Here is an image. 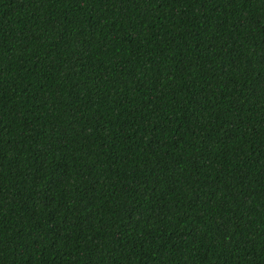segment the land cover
I'll use <instances>...</instances> for the list:
<instances>
[{
	"label": "trees",
	"instance_id": "trees-1",
	"mask_svg": "<svg viewBox=\"0 0 264 264\" xmlns=\"http://www.w3.org/2000/svg\"><path fill=\"white\" fill-rule=\"evenodd\" d=\"M0 264H264V0H0Z\"/></svg>",
	"mask_w": 264,
	"mask_h": 264
}]
</instances>
